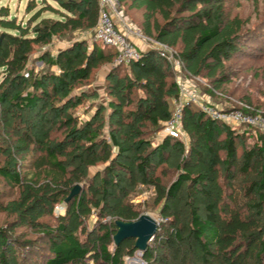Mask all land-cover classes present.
I'll return each mask as SVG.
<instances>
[{
    "label": "trees",
    "instance_id": "16d2710c",
    "mask_svg": "<svg viewBox=\"0 0 264 264\" xmlns=\"http://www.w3.org/2000/svg\"><path fill=\"white\" fill-rule=\"evenodd\" d=\"M121 1L143 11L144 32L176 48L193 74L207 71L215 83L208 91L211 96L219 91L226 81L219 73L238 50L245 26L238 17L223 19L222 0ZM203 3L215 6L204 9ZM37 6L36 0H29L26 14ZM174 8L177 14L172 13ZM46 11L55 16L42 17ZM99 11V0H42V7L24 23V18L11 13L10 5L0 7V122L10 143L7 160L0 162V177L19 192L15 219L0 226V264H127L126 257L139 251L136 240L126 239L116 246L113 237L117 220L134 221L142 215L138 205L126 199V187L136 185L139 176L151 183L156 201L162 203L160 227L153 239L161 248L179 255L186 247L197 264H260L264 227L231 199L226 203L222 169L235 175L257 170L255 159L264 155V132L213 120L198 106L185 104L182 129L187 145L165 133L151 147L152 140L144 135L165 129L175 110L173 99L180 93L178 83L155 48L142 50L141 58L130 64L116 65L113 47L93 37H69L94 29ZM56 37L67 44L54 55L40 57L48 70L28 69L36 46L48 45ZM104 64L110 67L107 80L111 82L106 88L110 98L89 119L79 122L64 109L82 103V96L98 94L84 83ZM125 66L129 72L119 78ZM76 85L82 94L73 93ZM136 90L140 91L137 97ZM240 102L252 108L247 112L257 111L246 100L225 108H236ZM106 108L111 120L118 116L108 138L93 128ZM25 113L32 117L25 119ZM56 122L64 130L62 140L53 137ZM253 135L257 139L253 148L241 145ZM173 147L181 150L182 158L177 176L165 184L152 160ZM31 151L35 152L31 164L25 171L18 169L15 154ZM99 163L104 165L102 171L83 181L87 169ZM261 171L263 176L250 184L246 194L259 215L264 210V165ZM77 181L82 182L79 194L66 202ZM59 204L65 210L55 215ZM94 210L100 219L92 230L87 220ZM51 215L54 223L45 219ZM17 229L22 230L16 233ZM93 233L97 235L91 238ZM40 244L48 255L31 259L33 252L42 254ZM150 244L143 252L144 263L167 264L166 257L158 263Z\"/></svg>",
    "mask_w": 264,
    "mask_h": 264
},
{
    "label": "rangeland",
    "instance_id": "374dc122",
    "mask_svg": "<svg viewBox=\"0 0 264 264\" xmlns=\"http://www.w3.org/2000/svg\"><path fill=\"white\" fill-rule=\"evenodd\" d=\"M29 0H0L1 5H10L11 13L16 14L18 19L24 18V23L33 15V13L42 7V0H36L38 6L29 14H26V6ZM122 2V1H121ZM57 5L55 1L52 2ZM214 4L203 3L200 7L204 9H211ZM125 9L128 6L122 5ZM121 7V8H122ZM129 8V7H128ZM222 15L223 19L231 20L236 17L244 21V31L242 38L238 44V50H236L226 62L225 69L220 72V75L226 76V81L223 86L214 93L212 96L208 92L210 89L214 88L213 78L207 76V71H203L200 75L193 74L187 66L180 63V57L178 55V50L169 45H166L168 52H171L176 59V63H168L166 66L171 70L174 75L175 81L185 82L188 87L196 88L200 96L205 99L211 100V102L224 106H232L237 100H246L251 102L252 106L259 112L264 114V0H222ZM142 11H135L133 18L136 21H141L143 19ZM173 14H177L175 8L173 9ZM190 12H184V15H189ZM44 16H55L52 12L46 11L42 14ZM160 22L163 21L159 17ZM141 28V27H140ZM139 28V29H140ZM136 30V29H134ZM139 31V30H137ZM95 28L91 30H84L75 32L74 35H69L70 38L78 37L80 38H94ZM140 38L145 42V44L157 43L158 41L152 36L148 38L144 30L141 28ZM91 43V42H89ZM67 44L66 40L62 37H56L48 45H37L33 53L30 56L28 69L35 68L36 70H48V66L41 61L40 57L50 53L54 55L58 50L65 47ZM100 46H102L99 43ZM113 66V65H112ZM109 65L104 64L100 68L94 71L91 79L84 83L85 87L94 88L98 90L96 96H82V103L76 104V107H67L64 112H72L77 116L79 122L85 121L90 118L91 114L99 107L100 103H105L109 98V92L106 91L107 85L111 80H107V71L109 70ZM129 72V66H125L124 70L121 71L119 78H124ZM3 78V73L0 70V81ZM185 85V84H184ZM74 92L76 94L81 93V86L76 85ZM218 89V88H217ZM139 90H136V97ZM184 101V98L179 93L177 98L173 99V105L176 107L179 102ZM32 114L25 113L24 118H31ZM118 116L113 117L111 120L109 117L108 109L106 108L102 112V116L97 122L94 123L93 128L99 129V132L108 138L110 131L114 128L115 121ZM15 119H13L14 121ZM239 128V127H238ZM241 128V127H240ZM243 128V127H242ZM1 122H0V162H5L8 158L6 154V149L10 146L9 140L5 137L6 132H4ZM53 137L56 140H62L64 135V130L58 126V122L53 125ZM261 132H264L261 130ZM165 129L158 133H151L144 135L145 138L152 140L151 147L157 146L161 139L165 135ZM11 140L14 137V132L11 133ZM175 139H179L187 145V135L184 133L183 129L179 131ZM85 142L84 140H82ZM13 143V141H10ZM257 142L256 136H248L241 145L247 149H251L255 146ZM9 144V145H8ZM84 144V143H83ZM12 149V154L13 148ZM35 152L31 151L29 153L15 154L14 158L18 169L25 171L27 167L33 161V155ZM116 154V152H113ZM23 157V159H22ZM182 158V153L180 149L173 147L165 152L163 155H155L154 160H152L153 169L156 173L163 176V180L169 183L177 176V166ZM259 161L258 169L251 171L249 173L240 172L235 175L234 171L222 169V181L224 184L226 192V203L230 202V199L235 202L236 206L244 211L248 216L254 217L260 220L261 225L264 227V210L261 215L257 213L258 209L252 207L251 202L254 201L248 197L247 188L252 182H255L263 176L261 171V166L264 165V155L260 158L255 159V162ZM156 165V166H155ZM104 165L99 163L94 167H89L87 169V176L83 181H86L90 177H95L96 173L102 171ZM98 180L94 179V185H97ZM82 186V182H76ZM128 192L127 201L133 202L138 205L141 214H149L157 220H160L161 212L160 208L162 203L156 201L157 195L155 188L150 182H146L141 176H139L138 183L136 185H128L126 187ZM255 200L259 201L258 193L253 194ZM19 197V192L16 188L9 187L3 178L0 177V226L15 219L17 212L15 201ZM264 209V207H263ZM65 210L64 205L59 204L55 207V215H59ZM183 215L186 217V209H183ZM54 215V216H55ZM51 223H54V217L48 216L45 218ZM100 219L98 212L94 210L92 215L87 220V226L89 229H95V226ZM106 220L109 216L105 217ZM22 229H17L16 233H19ZM97 234H92L91 238L96 237ZM31 238L34 234H31ZM24 239V238H23ZM43 247V248H42ZM113 247V246H112ZM111 247V248H112ZM151 251L156 257L158 263L162 258L169 259L167 264H197L191 258L188 248H183L179 255L174 254L168 248L160 247L156 240L151 241L150 244ZM41 249V250H40ZM39 250L42 254H36L33 252L30 256L31 259L38 257L39 259L44 258L48 255V250L45 248L44 244H40ZM36 251V250H35ZM141 251L136 253L134 257H126L127 264H143V254ZM253 264H259L254 262ZM260 264H264V257Z\"/></svg>",
    "mask_w": 264,
    "mask_h": 264
},
{
    "label": "built area",
    "instance_id": "2783aa9c",
    "mask_svg": "<svg viewBox=\"0 0 264 264\" xmlns=\"http://www.w3.org/2000/svg\"><path fill=\"white\" fill-rule=\"evenodd\" d=\"M100 11L98 22L95 27L94 40L105 46L113 47L117 51L115 64H130L141 58L142 49L136 45L130 33L123 32L118 26L114 13H119L122 7L121 0H99ZM133 35L140 37L137 30H133ZM166 45L157 42L153 45L148 44V48H155L160 55L171 64L176 63V59L171 52L165 48ZM180 63L184 62L180 59ZM185 65V64H184ZM185 84V85H184ZM179 90L184 101L176 103L172 118L166 123L165 132L177 136L182 130L183 107L185 104H193L213 120L227 123L232 126H249L264 131V114L256 112H247L252 110L246 103L240 102L236 108L226 109L224 106L217 105L211 101L203 99L196 88L188 87L185 82H178ZM143 264L144 261H143Z\"/></svg>",
    "mask_w": 264,
    "mask_h": 264
},
{
    "label": "water",
    "instance_id": "95a60500",
    "mask_svg": "<svg viewBox=\"0 0 264 264\" xmlns=\"http://www.w3.org/2000/svg\"><path fill=\"white\" fill-rule=\"evenodd\" d=\"M80 190L81 186L76 185L66 199V202L78 195ZM160 222V220L155 219L149 214H142L134 221L117 220V231L113 237L114 244L119 246L126 239H135L137 249L143 254L159 230Z\"/></svg>",
    "mask_w": 264,
    "mask_h": 264
},
{
    "label": "crops",
    "instance_id": "0c3cea01",
    "mask_svg": "<svg viewBox=\"0 0 264 264\" xmlns=\"http://www.w3.org/2000/svg\"><path fill=\"white\" fill-rule=\"evenodd\" d=\"M135 11H139V9H137V8H128V7H127V9H125L124 7H122L121 10L119 11V13H114V18H115L118 26L120 27V29L123 32L130 33V37H131L132 41L136 45H138L142 49H146L148 47V45L145 44V42L140 37H138L137 35L135 36V35L131 34L134 29L139 30V31H140L141 28L143 29V21L144 20L142 19L141 21H136L133 18V15H134ZM140 11H142V10H140ZM145 35L148 38H152V36H150V35H148L146 33H145ZM205 99L208 100V101H211V100H209L207 98H205Z\"/></svg>",
    "mask_w": 264,
    "mask_h": 264
}]
</instances>
